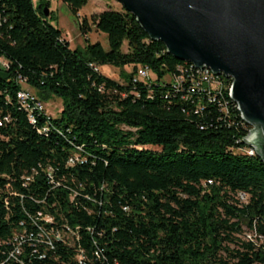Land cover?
Here are the masks:
<instances>
[{
    "label": "trees",
    "instance_id": "16d2710c",
    "mask_svg": "<svg viewBox=\"0 0 264 264\" xmlns=\"http://www.w3.org/2000/svg\"><path fill=\"white\" fill-rule=\"evenodd\" d=\"M59 1L77 14L89 0ZM49 2L0 0V264H264V162L231 80L199 83L123 7L78 23L108 49L72 48ZM101 65L130 71L118 82ZM28 88L60 97L59 115L32 123L17 99Z\"/></svg>",
    "mask_w": 264,
    "mask_h": 264
},
{
    "label": "water",
    "instance_id": "95a60500",
    "mask_svg": "<svg viewBox=\"0 0 264 264\" xmlns=\"http://www.w3.org/2000/svg\"><path fill=\"white\" fill-rule=\"evenodd\" d=\"M116 1L176 59L231 80L229 97L250 127L243 140L264 162V0Z\"/></svg>",
    "mask_w": 264,
    "mask_h": 264
},
{
    "label": "rangeland",
    "instance_id": "374dc122",
    "mask_svg": "<svg viewBox=\"0 0 264 264\" xmlns=\"http://www.w3.org/2000/svg\"><path fill=\"white\" fill-rule=\"evenodd\" d=\"M36 0L35 2H37ZM49 10H50V18L52 23L56 25L61 31L62 35L66 40L69 41L70 47H83L85 45L86 39L90 42L99 41L104 49H108V41L106 35L98 30L90 24V31L87 35H82L78 28V23L80 19L89 18L92 14L98 13L103 9L110 8L114 10H121V4L116 0H89L85 8L80 11V13L74 14L70 7L59 1V0H49ZM79 14V16H77ZM79 17V18H78ZM123 49H126V43H124ZM3 60L0 58V65H2ZM122 69L111 66V65H101L99 67V71L103 73L105 76L110 77L118 82H122V78L120 75ZM122 71H130V67H124ZM166 80L170 79L169 75L164 77ZM34 95V91L28 88ZM43 102V101H42ZM44 103L45 110L51 114L52 116L57 117L62 108V100L57 96H50ZM149 148L157 149L155 146H147ZM240 199H244V195H239ZM244 233L240 236L243 239L252 238L256 241L255 235L253 231L247 229V227H243ZM261 241L259 240L258 243Z\"/></svg>",
    "mask_w": 264,
    "mask_h": 264
},
{
    "label": "built area",
    "instance_id": "2783aa9c",
    "mask_svg": "<svg viewBox=\"0 0 264 264\" xmlns=\"http://www.w3.org/2000/svg\"><path fill=\"white\" fill-rule=\"evenodd\" d=\"M33 1H36V0H33ZM3 60V59H2ZM187 63V62H185ZM5 61L3 60L2 62V65L5 66ZM190 64V69L192 70V72H194L198 77H199V83H202V85L204 84L206 87H209L211 89H220L221 87V81L219 80V76H223V75H214L208 68H202V69H199V68H196L193 66V64L191 63H188ZM137 76L140 77V78H148L149 76V69L148 67H140L137 71ZM224 77V76H223ZM179 79H181V76L180 77H176L175 78V81L179 82ZM198 82L195 83V86H197L199 84ZM230 87V85H229ZM229 87H228V97H229ZM230 98V97H229ZM17 99L18 101L20 102V104L22 105V107L28 111V117H29V120L34 123L35 122V119H34V116H33V112L34 111H39V112H44L45 114H49L45 108H44V103L42 101H40L38 99V97L36 95H34L31 91H29L28 89H21L17 92ZM231 100V99H230ZM232 101V100H231ZM246 137V136H245ZM248 147V150L247 152L249 154H253L254 153V150L247 146ZM70 162H73V160H70ZM44 219L47 221V222H51V218L46 216L44 217ZM68 235L69 233H71V229L66 226L64 229H62V231L60 230H55L53 232V235L56 237V238H61L63 235ZM45 243L46 245L49 247V248H52L53 247V241L50 239V238H47L45 240ZM20 244L21 242L18 241L17 242V245H16V248L14 249L13 252H11V256L12 257H16V255L20 252Z\"/></svg>",
    "mask_w": 264,
    "mask_h": 264
},
{
    "label": "crops",
    "instance_id": "0c3cea01",
    "mask_svg": "<svg viewBox=\"0 0 264 264\" xmlns=\"http://www.w3.org/2000/svg\"><path fill=\"white\" fill-rule=\"evenodd\" d=\"M88 2H89V1H88ZM88 2H87V3H88ZM86 5H87V4H86ZM86 5H85V6H86ZM85 6L82 7V8L79 10V13H80V11H82V10L85 8Z\"/></svg>",
    "mask_w": 264,
    "mask_h": 264
}]
</instances>
